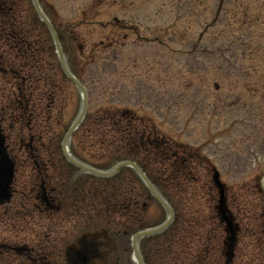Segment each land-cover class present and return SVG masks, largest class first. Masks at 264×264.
Masks as SVG:
<instances>
[{
  "label": "rangeland",
  "instance_id": "obj_1",
  "mask_svg": "<svg viewBox=\"0 0 264 264\" xmlns=\"http://www.w3.org/2000/svg\"><path fill=\"white\" fill-rule=\"evenodd\" d=\"M57 2L61 19L72 18L75 1ZM111 10L139 31L138 37L132 33V40L120 47L118 67L126 69L132 82L136 72L143 86L153 91V105H148L155 106L156 114L142 107L147 99L142 100L138 85V91L129 93L133 97L129 104L139 100L131 105L138 113L151 116L173 138L200 146L227 185L232 210L238 219L244 218V204L260 193L242 191L253 187L264 172V0L229 4L223 0H117ZM213 50L219 51L217 59L208 53ZM93 97L100 99L97 94ZM76 106L77 102L67 109L66 118ZM1 118L7 133L13 134V147L17 146L14 122ZM18 172L14 196L0 207V264H27L24 240L28 264H39L41 255L65 264L64 247L77 239L84 225L55 232L52 220L35 210L30 199L32 182L26 185L24 179L27 169L21 166ZM213 199L204 212L212 223L216 247L207 253L206 264H226L221 250L224 223L218 219ZM146 215L154 224L161 218V209L153 205ZM240 239L234 264H260L245 249L248 239L244 235Z\"/></svg>",
  "mask_w": 264,
  "mask_h": 264
},
{
  "label": "trees",
  "instance_id": "obj_2",
  "mask_svg": "<svg viewBox=\"0 0 264 264\" xmlns=\"http://www.w3.org/2000/svg\"><path fill=\"white\" fill-rule=\"evenodd\" d=\"M110 4V0H86L78 9L79 13L73 19L74 22L64 25L56 15V7L53 2L49 0L46 3L43 2L44 10L54 22L67 55L72 52L69 47L77 44L78 55L73 52L71 57L68 55V58L72 70H75L80 78L83 77L88 64L91 61L99 60L108 50V46L118 40L112 32L118 22L117 19L106 24L110 29L112 28L110 32L99 41H94L90 47L88 40L85 36L80 35L79 31L82 25L92 22L102 23L97 19L101 13V7ZM9 73L14 83V90L7 98V103L12 105V113L17 122L23 120L30 129H33L37 127V120H40V117L42 120L52 119L56 100L63 96L64 91L68 92L65 84H68L70 80L64 75L57 60L51 32L45 23L41 22L31 0H0V93L5 87L1 84V80L9 83ZM130 112V110L121 112L117 108L106 107L96 117L89 115L83 127L93 125L97 119L93 128H100V132L103 134L104 131H111L116 137L127 140V135L135 127L134 125L121 126L118 120L122 119V116H130L135 119V115ZM101 124L103 125L101 126ZM138 126H140L139 129L143 135L148 126L142 124H138ZM93 128L90 126L87 129ZM98 141H101V138L97 137L92 142ZM88 142L94 146L89 139ZM103 142L104 139H102ZM147 142L155 147L154 151L156 152L165 151V154L177 155V144L171 143L164 137L157 135L156 138L151 137ZM108 146V149L99 150L96 157L87 158L102 164L110 158L107 152L112 153L113 156L118 155L121 151L123 153L129 150L128 146L112 145L111 142L106 147ZM42 147L45 146L42 145ZM92 153H94L92 150L87 151L89 156ZM142 162L148 167L149 159L146 156Z\"/></svg>",
  "mask_w": 264,
  "mask_h": 264
},
{
  "label": "water",
  "instance_id": "obj_3",
  "mask_svg": "<svg viewBox=\"0 0 264 264\" xmlns=\"http://www.w3.org/2000/svg\"><path fill=\"white\" fill-rule=\"evenodd\" d=\"M35 3H36V6H37V9H38V12L41 13V15L46 19L45 15L43 12H41V9H40V6H39V3H37V0H34ZM47 20V19H46ZM51 27V25H50ZM52 29V27H51ZM53 30V29H52ZM54 34H55V31H53ZM55 38H56V34H55ZM57 41V39H56ZM57 44H58V41H57ZM58 51H60V48L58 47ZM60 58H61V61L63 63V66L65 67L66 69V64H65V61L63 60V54H62V51H60ZM85 92V90H84ZM85 108V106H84ZM83 108V109H84ZM85 112V109L83 111V113L80 115V117L78 118L79 120L77 121V123L81 120V117L83 116ZM77 123H75L73 125V127H71V130L68 132V135L66 136V138L64 139L65 142H64V145L66 144L67 140H68V136L71 134V132L74 130V128L77 126ZM4 139H3V136L2 134L0 133V200H2L3 198L5 197H8V187L11 183V179H12V175H13V162H11L8 158V155L7 153H5V148H4ZM72 159V158H71ZM83 166V165H82ZM86 168V167H85ZM137 170L140 172L141 175H143V173L140 171L139 167H136ZM90 169V168H88ZM96 173H100V174H104V175H108L109 173H105V172H96ZM146 183L148 185H150L151 189L153 190V192L155 193L152 185L150 184V182L147 180V178L145 177V175H143ZM156 194V193H155ZM158 196V194H157ZM161 200L162 198L160 196H158ZM166 204V203H165ZM168 206V204H166Z\"/></svg>",
  "mask_w": 264,
  "mask_h": 264
}]
</instances>
